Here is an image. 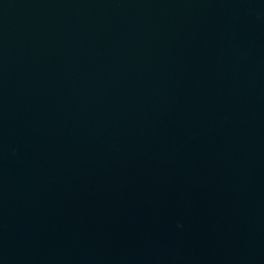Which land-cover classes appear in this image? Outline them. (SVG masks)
<instances>
[{
	"label": "water",
	"instance_id": "95a60500",
	"mask_svg": "<svg viewBox=\"0 0 264 264\" xmlns=\"http://www.w3.org/2000/svg\"><path fill=\"white\" fill-rule=\"evenodd\" d=\"M0 264H264V0H0Z\"/></svg>",
	"mask_w": 264,
	"mask_h": 264
}]
</instances>
